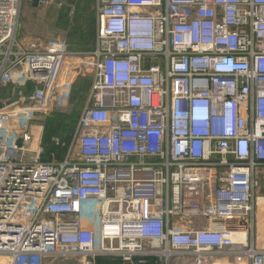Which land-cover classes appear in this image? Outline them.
Wrapping results in <instances>:
<instances>
[{
	"label": "built area",
	"instance_id": "1",
	"mask_svg": "<svg viewBox=\"0 0 264 264\" xmlns=\"http://www.w3.org/2000/svg\"><path fill=\"white\" fill-rule=\"evenodd\" d=\"M20 8L0 0V86L19 89L0 109V259L264 264V0H94L80 53L23 46ZM71 59L89 90L43 162L4 111L29 88L43 106Z\"/></svg>",
	"mask_w": 264,
	"mask_h": 264
},
{
	"label": "rangeland",
	"instance_id": "2",
	"mask_svg": "<svg viewBox=\"0 0 264 264\" xmlns=\"http://www.w3.org/2000/svg\"><path fill=\"white\" fill-rule=\"evenodd\" d=\"M94 22V0H37L36 6L32 5V0H21L16 40L25 47H44L50 43L64 42L73 52H85L91 49L95 40ZM80 66L79 60L71 59L66 62L58 82L43 106L34 108L32 103L26 101L31 93L29 88L22 91V100L17 104L21 111L13 113V107L4 111L6 123L18 122L19 127H26L29 137L27 146L32 150L39 148L40 158H57L70 143L91 79L90 74L78 72ZM14 89L12 84L0 86V101L9 100ZM111 259L119 262L111 257L103 258L102 261L116 264ZM214 261L217 264H244L232 259ZM190 263L176 259L171 264ZM0 264H6V261L0 259ZM43 264H83V261L81 258L45 259Z\"/></svg>",
	"mask_w": 264,
	"mask_h": 264
},
{
	"label": "trees",
	"instance_id": "3",
	"mask_svg": "<svg viewBox=\"0 0 264 264\" xmlns=\"http://www.w3.org/2000/svg\"><path fill=\"white\" fill-rule=\"evenodd\" d=\"M65 151H66V148L64 149V151L62 152V154L57 157V158H53V159H43L42 157L40 158L41 161L43 162H49V161H58V160H61L65 154ZM103 258H98L95 260L94 264H115V262H111V261H102ZM111 260H114V259H111ZM116 261V264H121L120 261L118 262L117 260H114ZM107 262V263H106ZM145 264H157L155 263L153 260H148Z\"/></svg>",
	"mask_w": 264,
	"mask_h": 264
},
{
	"label": "water",
	"instance_id": "4",
	"mask_svg": "<svg viewBox=\"0 0 264 264\" xmlns=\"http://www.w3.org/2000/svg\"><path fill=\"white\" fill-rule=\"evenodd\" d=\"M36 3H37V0H32V5L33 6H36ZM19 99V89H15L14 90V93H13V96L10 100L6 101L5 103H2L0 102V109L4 108V107H8L14 103H16ZM22 144V141L21 140H18L16 145L17 147H20Z\"/></svg>",
	"mask_w": 264,
	"mask_h": 264
},
{
	"label": "crops",
	"instance_id": "5",
	"mask_svg": "<svg viewBox=\"0 0 264 264\" xmlns=\"http://www.w3.org/2000/svg\"><path fill=\"white\" fill-rule=\"evenodd\" d=\"M94 24H95V22H94ZM96 27V26H95ZM93 46H94V43L92 44V46L90 47L91 49L93 48ZM89 48V49H90ZM13 93H14V91H13ZM12 97V96H11ZM120 263H121V261H120ZM122 264V263H121Z\"/></svg>",
	"mask_w": 264,
	"mask_h": 264
},
{
	"label": "bare ground",
	"instance_id": "6",
	"mask_svg": "<svg viewBox=\"0 0 264 264\" xmlns=\"http://www.w3.org/2000/svg\"><path fill=\"white\" fill-rule=\"evenodd\" d=\"M11 98H12V97H11ZM11 98H10V99H11ZM10 99H9V100H10Z\"/></svg>",
	"mask_w": 264,
	"mask_h": 264
}]
</instances>
